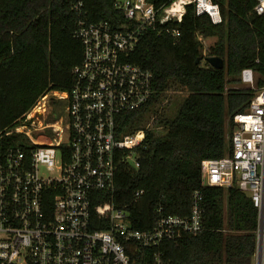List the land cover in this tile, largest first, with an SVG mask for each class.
Segmentation results:
<instances>
[{"label": "built area", "instance_id": "2783aa9c", "mask_svg": "<svg viewBox=\"0 0 264 264\" xmlns=\"http://www.w3.org/2000/svg\"><path fill=\"white\" fill-rule=\"evenodd\" d=\"M188 5L213 24L222 20L212 0H172L159 7L147 0H114L122 14L116 27L88 21L82 1H76L73 36L82 52L71 69L70 90L45 93L20 124L0 131V141L24 135L21 145L0 153V264H167L157 251L163 242L202 232L199 191L191 195L187 216L158 215L146 230L134 229L126 210L110 201L96 208L105 229H91L90 217L94 192L113 193L119 163L138 167L134 149L153 127L150 117L143 127L117 133L119 115L149 107L154 93L153 73L128 56L143 32L156 25L177 39L179 29L168 24L180 23ZM253 11L263 14L264 0H255ZM239 81L253 94L229 121V151L202 160L200 168L204 186L236 188L250 198L257 210L251 264H264V85L255 86L251 68L241 70ZM51 100L65 105L54 124L43 125ZM45 129L49 138L33 136Z\"/></svg>", "mask_w": 264, "mask_h": 264}, {"label": "trees", "instance_id": "16d2710c", "mask_svg": "<svg viewBox=\"0 0 264 264\" xmlns=\"http://www.w3.org/2000/svg\"><path fill=\"white\" fill-rule=\"evenodd\" d=\"M76 1L0 0V131L20 124L45 93L70 90L71 69L82 52L73 36ZM81 1L88 21L106 20L116 27L122 22L114 0ZM147 1L159 7L172 0ZM212 1L219 7L220 23L196 15L188 5L180 23L168 24L179 29L177 39L156 25L143 32L129 54V62L153 73L154 93L149 107L119 115L117 133L143 127L150 117L153 127L134 149L138 167L119 163L113 193L95 191L91 199V229L106 228L96 208L110 201L126 210L134 229L146 230L158 215L187 216L191 195L199 191L203 230L163 242L157 251L167 264H251L256 250L257 210L250 198L236 188L204 186L200 163L229 151V121L246 109L253 94L239 85L241 70L251 68L255 86L264 85V13L253 11L255 0ZM199 37L215 38L205 53ZM211 56L223 66L212 67L205 61ZM173 84L187 95L175 115L167 117L160 103ZM233 84L238 86L226 87ZM57 103L56 117L65 101ZM22 141L21 134L2 138L1 156ZM138 190L143 193L135 197Z\"/></svg>", "mask_w": 264, "mask_h": 264}, {"label": "rangeland", "instance_id": "374dc122", "mask_svg": "<svg viewBox=\"0 0 264 264\" xmlns=\"http://www.w3.org/2000/svg\"><path fill=\"white\" fill-rule=\"evenodd\" d=\"M214 40H215L214 37L205 38L202 40L203 53L207 52L208 47L213 44ZM230 86H238V85L233 84V85H227L226 87H230ZM186 95H187L186 90L182 89L180 86H177V84H173L171 89L162 93V101L160 103V107L164 111L165 116L173 117ZM40 105H42V103ZM57 110H58L57 101L51 100L47 103L46 110L44 111L45 116L42 121L43 125L55 123L54 121L58 117L55 116L57 114L56 112ZM48 133L49 130L45 129L42 132L34 133V134L32 133V134L34 137L39 136L40 138H42L41 136H45L46 138V134ZM47 138H49V136Z\"/></svg>", "mask_w": 264, "mask_h": 264}, {"label": "water", "instance_id": "95a60500", "mask_svg": "<svg viewBox=\"0 0 264 264\" xmlns=\"http://www.w3.org/2000/svg\"><path fill=\"white\" fill-rule=\"evenodd\" d=\"M199 60L200 59H197L196 62H198ZM205 61L208 62L214 68H221L223 66V61L219 57H207Z\"/></svg>", "mask_w": 264, "mask_h": 264}, {"label": "bare ground", "instance_id": "6f19581e", "mask_svg": "<svg viewBox=\"0 0 264 264\" xmlns=\"http://www.w3.org/2000/svg\"><path fill=\"white\" fill-rule=\"evenodd\" d=\"M15 138V137H14Z\"/></svg>", "mask_w": 264, "mask_h": 264}]
</instances>
